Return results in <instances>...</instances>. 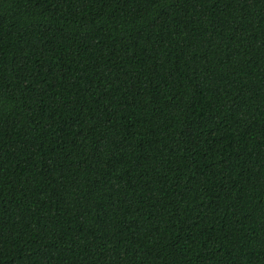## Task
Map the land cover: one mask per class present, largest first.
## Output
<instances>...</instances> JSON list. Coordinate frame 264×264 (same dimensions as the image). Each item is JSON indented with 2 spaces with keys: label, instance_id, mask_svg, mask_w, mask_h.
<instances>
[{
  "label": "trees",
  "instance_id": "obj_1",
  "mask_svg": "<svg viewBox=\"0 0 264 264\" xmlns=\"http://www.w3.org/2000/svg\"><path fill=\"white\" fill-rule=\"evenodd\" d=\"M0 264H264V0H0Z\"/></svg>",
  "mask_w": 264,
  "mask_h": 264
}]
</instances>
